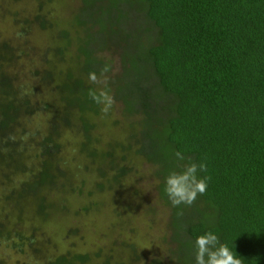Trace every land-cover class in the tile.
Masks as SVG:
<instances>
[{"label":"trees","instance_id":"1","mask_svg":"<svg viewBox=\"0 0 264 264\" xmlns=\"http://www.w3.org/2000/svg\"><path fill=\"white\" fill-rule=\"evenodd\" d=\"M49 1L32 0V18L16 22L19 44L0 41V203L17 208L18 224L25 203H31L39 226V216L59 213L62 208L55 209L48 198L69 182L60 168L59 132H81L77 169L95 175L97 191L112 189L126 175L124 152L155 167L156 192L170 210L174 242L181 235L189 239L169 251L171 264H195V238L208 231L242 264H264V0H81L82 18L74 15L67 30L45 19ZM133 11L151 25L152 37L142 41L136 32H123L119 24ZM31 28L54 31L50 58L59 67L48 66L44 58L41 68H31L26 60L27 77L35 80L26 85L15 65L25 56ZM104 55L118 57V75L110 77L112 59ZM106 64V85L92 83L88 74L101 77ZM101 88L135 120L127 129L128 138L139 141L137 152L131 153L128 140L118 145L120 152L110 143L100 149L93 118L109 112H101L89 91ZM44 89L53 97L50 102L40 100L38 90ZM40 109L49 114L46 132L27 130L25 123ZM177 151L185 157L181 163L207 165L198 173L208 178L207 190L191 206L173 207L164 192L165 177L179 170ZM106 168L113 172L109 177ZM18 173L26 180L5 194ZM83 182L75 188L78 194ZM90 206L78 211L91 212ZM5 226L0 223V237H13L18 253L26 248L37 264H124V246L131 250L122 244L120 252L46 256L34 244L36 228L26 235ZM134 255L128 259L136 261ZM149 264L163 263L157 257Z\"/></svg>","mask_w":264,"mask_h":264},{"label":"rangeland","instance_id":"2","mask_svg":"<svg viewBox=\"0 0 264 264\" xmlns=\"http://www.w3.org/2000/svg\"><path fill=\"white\" fill-rule=\"evenodd\" d=\"M81 8V0H50L44 7L45 19L48 20V23L49 21L58 23V26L55 25L56 29L67 30L69 20L74 15L80 16ZM34 11L35 3L32 0H20L17 4L0 0V41H9L12 46L19 44L16 37L19 30L16 27V22L31 19ZM126 16L125 22L119 24L123 32H136L142 41H144L142 36L152 37L154 33L151 31V25L140 15H136L133 11L127 12ZM81 18L80 16L79 19ZM53 33L54 31L38 32L31 28L30 34L24 40L27 44L25 56L15 65V70L21 78L20 81L24 79L22 81L24 84L31 85L35 81L31 77H27L29 73L26 60H29L31 68L40 67L44 58L49 62L47 64H52L48 66L59 67L50 58L52 56L50 49H53L51 39ZM68 54L70 56L73 54V45L70 46ZM104 58L106 60L112 59L110 77L118 75L122 67L118 57L104 55ZM43 69L46 70L47 68L44 66ZM104 85L100 84L99 86ZM38 91L40 100L50 102L53 99L52 95L46 93V89ZM48 115L43 109H40L25 123L26 129L46 132ZM96 117L93 118L95 128L92 134L98 138L102 152L105 148L107 149V144L110 143L115 153L118 150V145L124 144L126 140L134 145L131 147V153L137 152L138 146L136 147L135 143L138 144L139 141H131L128 138L130 132L128 133L127 129L128 125L135 120L126 117L120 101H115L105 118L99 119L97 117L96 119ZM134 133L138 135L137 130ZM81 142H83L81 132L72 131L70 133L65 129L63 133L60 130V168L65 171L69 182L66 183L63 190L59 188L56 191L54 188L48 198L55 209L61 207L62 210L57 214H48L46 219L39 216L43 222L39 226L36 225L37 220L34 222V218L31 217L33 212L31 203H25L22 224H18L15 217L17 208L13 209L14 206L11 202L8 204L0 203V223L6 222L5 228L7 230L13 227L21 228L26 235H29L36 228V234L33 238L34 244L46 256H55L66 252L94 254L98 249L120 252L121 248L118 249V246L126 244V247L130 245L131 250L124 246L125 250L122 255L124 264H149L151 259L157 257L161 259V263L171 264L174 259L170 256L169 251L173 250L178 242L189 239L181 235L182 238L175 239L177 243L174 242V230L170 224V210L159 200L156 192L158 180L154 176L155 167L145 163L140 157H133L130 153L124 152L123 156L129 157L126 159L125 165V170H128L126 175L112 189L103 187L102 191H97L94 189V183L97 180L95 175H92L91 171L86 172V170L81 169L78 172L77 169L80 165L78 149ZM118 151L120 152V148ZM25 163L30 164L29 159ZM109 171V168L104 171L108 177L113 174V172L109 174ZM25 180V176L20 173L16 174L11 178L12 187L8 186L9 189L5 190L4 193L9 194ZM82 182L83 187L78 194L75 188ZM88 204L93 206V211L86 213L78 211L80 208H87ZM74 213H78V215ZM14 244L13 237L9 239L0 237V264H37L33 255H30L26 248L22 250V253H18ZM129 255H134L133 258L138 257V259L136 261L130 259L131 262L128 259Z\"/></svg>","mask_w":264,"mask_h":264},{"label":"clouds","instance_id":"3","mask_svg":"<svg viewBox=\"0 0 264 264\" xmlns=\"http://www.w3.org/2000/svg\"><path fill=\"white\" fill-rule=\"evenodd\" d=\"M110 71V65H105L101 69V77L95 72L88 74V79L94 84H105ZM89 95L92 100L101 106V112L105 115L115 104L114 97L104 88L98 92L90 90ZM179 170H173L165 177L164 192L173 207L180 205L191 206L195 203L199 195H203L207 190V177L198 175L200 172L207 170L204 162L197 163L185 161V157L179 151L174 153ZM195 247V264H242V260L228 247L227 244L221 243L219 237L212 231L198 235L194 242Z\"/></svg>","mask_w":264,"mask_h":264}]
</instances>
